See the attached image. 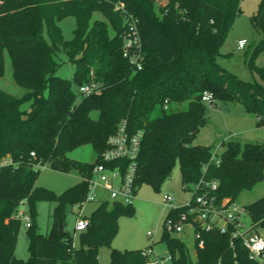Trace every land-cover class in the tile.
Returning a JSON list of instances; mask_svg holds the SVG:
<instances>
[{
	"label": "trees",
	"instance_id": "obj_1",
	"mask_svg": "<svg viewBox=\"0 0 264 264\" xmlns=\"http://www.w3.org/2000/svg\"><path fill=\"white\" fill-rule=\"evenodd\" d=\"M118 1L125 13L114 10ZM240 11V0H0V75L6 51L14 81L27 89L17 98L0 88V162L11 161L0 166V264H99L101 246L110 247L108 264H145L143 248L111 247L119 219L133 215L132 204L101 201L86 217L89 225L78 233L77 247L59 230L67 208L84 201L92 167L121 120H126L128 133L142 132L136 189L147 183L158 190L175 164L183 187L201 177L216 180L218 198L236 200L264 178V143L227 141L218 163L211 146L193 143L206 124L204 91L223 108L240 103L255 116L257 126L264 125V66L254 63L256 53L264 50V0L250 16L261 38L246 61L259 79L244 80L217 63ZM94 12L105 20L90 21ZM68 16L75 18V28L72 38L64 40L58 21ZM130 16L141 39L139 70L122 55ZM60 50L75 64L71 81L55 75L59 63L54 56ZM90 72L100 89L76 102L72 85L89 81ZM26 100L29 109H21ZM94 111L96 117L91 116ZM83 144L97 153L93 163L67 156ZM44 163L58 171L75 170L80 180L60 194L37 186L38 166ZM21 201L32 219L25 232L26 259L14 254L21 223L13 215ZM38 201L56 203L45 234L36 222ZM244 207L253 229L264 230V196ZM202 238L194 259L177 237L163 231L161 241L171 264H258L248 258L239 239L231 246L230 237L217 231L203 232Z\"/></svg>",
	"mask_w": 264,
	"mask_h": 264
},
{
	"label": "rangeland",
	"instance_id": "obj_2",
	"mask_svg": "<svg viewBox=\"0 0 264 264\" xmlns=\"http://www.w3.org/2000/svg\"><path fill=\"white\" fill-rule=\"evenodd\" d=\"M259 0H240V13L236 16L232 28L228 34L225 43L221 46L222 56L217 57V63L234 73L244 80H258V76L250 71L246 61L252 48L260 40L261 34L256 31L251 22L250 16L257 10ZM92 20H105L100 12L92 14ZM64 40H70L75 28V18L68 16L58 21ZM44 38L49 43L50 38L44 30ZM240 38L247 40L246 46L236 49V41ZM55 60L59 63L55 75L59 78L71 81L73 78L75 64L69 62L63 52L57 51ZM255 65L264 66V50L256 53L254 57ZM0 88L17 97H22L27 89L18 85L12 77V67L8 53L4 52V69L0 75ZM72 89L76 95V102L80 95L78 85L73 84ZM30 100L22 102L21 109H29ZM92 117L97 116V112L91 113ZM206 124L196 133L193 143L211 146L213 152L219 157L227 141H235L244 144L264 143V125L257 126L255 116L244 110L238 102H230L226 108H223L218 102L212 106H206L205 110ZM67 156L76 161L93 163L98 155L90 144L80 145L69 151ZM80 180V175L75 170L67 172L52 169L48 164H41L36 177L35 184L53 191L56 194L62 193L65 189L74 185ZM169 194L174 198L173 206L185 205L192 196L190 189L183 187L180 178V171L177 164L172 168L171 174L158 190H154L149 184H140L132 199L133 215L121 217L119 219V229L114 236L111 247L118 250L142 249L151 245L154 252L160 256L168 251L161 236L164 229L165 219L169 207L162 205V196ZM264 196V178L256 183L251 189L243 191L236 202L242 206ZM101 201H88L82 207L76 205L68 207L65 212L63 230L72 237L73 246H78V233L74 231V223L79 212L84 217H89L91 212L99 205ZM81 204V203H79ZM77 204V205H79ZM55 202L38 201L36 203V222L39 232L45 234L52 226V213ZM152 231L153 237L147 236L146 232ZM257 231L264 233L262 228ZM26 228L20 226L18 239L14 254L17 258L26 259L29 256L27 249ZM186 243L192 259L195 255L192 251V237L183 239ZM110 259V247L101 246L98 250L99 264H108ZM170 264V263H167Z\"/></svg>",
	"mask_w": 264,
	"mask_h": 264
},
{
	"label": "built area",
	"instance_id": "obj_3",
	"mask_svg": "<svg viewBox=\"0 0 264 264\" xmlns=\"http://www.w3.org/2000/svg\"><path fill=\"white\" fill-rule=\"evenodd\" d=\"M113 8L115 11L125 13L124 3L121 1L116 2ZM127 22L128 27L122 35V55L134 70H139L143 62L141 39L131 16ZM246 43V39H238L236 49H243ZM99 89L100 84L94 80L92 72L90 80L78 86L81 97L98 92ZM201 101L207 106L215 104L214 96L208 91L202 93ZM141 138V130L128 133L126 120L118 123L116 131L106 139V148L99 154L98 161L92 167L84 201L76 206L82 207L85 202L95 200L131 204L136 192L135 176ZM30 155L34 157L33 152ZM212 158L218 163L219 159L214 152ZM4 164H11V161L6 158L0 162V166ZM217 185L216 180H205L203 177L195 184L185 185L184 187L191 190L192 196L183 206H173L174 198L164 194L162 205L169 207L168 211L179 207L183 209L175 215L166 216L163 231L183 242V239L191 236L194 253L196 247H203V232L217 231L230 237L231 246L234 239H239L242 247L248 252V258L258 264H264V233L253 229L244 206L228 197H216ZM13 216L26 229L30 227L32 219L26 201L19 203ZM88 225V219L79 212L75 219L74 231H84ZM146 234L153 237L152 231H147ZM141 254L146 258L145 264H171V255L168 251L160 256L148 246L141 250Z\"/></svg>",
	"mask_w": 264,
	"mask_h": 264
},
{
	"label": "water",
	"instance_id": "obj_4",
	"mask_svg": "<svg viewBox=\"0 0 264 264\" xmlns=\"http://www.w3.org/2000/svg\"><path fill=\"white\" fill-rule=\"evenodd\" d=\"M62 228H63L62 223H60L59 224V230L62 231Z\"/></svg>",
	"mask_w": 264,
	"mask_h": 264
},
{
	"label": "crops",
	"instance_id": "obj_5",
	"mask_svg": "<svg viewBox=\"0 0 264 264\" xmlns=\"http://www.w3.org/2000/svg\"><path fill=\"white\" fill-rule=\"evenodd\" d=\"M241 39V38H240ZM247 44V43H246ZM246 46V45H245ZM244 46V47H245ZM195 137H196V135H195ZM195 137H194V140H195ZM195 144V143H194ZM196 144H198V142L196 143ZM201 144V143H200ZM202 145H206V144H202ZM194 253V252H193ZM194 255H195V253H194Z\"/></svg>",
	"mask_w": 264,
	"mask_h": 264
}]
</instances>
